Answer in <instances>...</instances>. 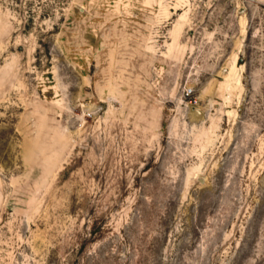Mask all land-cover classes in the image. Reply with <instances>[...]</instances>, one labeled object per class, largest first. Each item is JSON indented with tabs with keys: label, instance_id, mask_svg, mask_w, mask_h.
<instances>
[{
	"label": "rangeland",
	"instance_id": "1",
	"mask_svg": "<svg viewBox=\"0 0 264 264\" xmlns=\"http://www.w3.org/2000/svg\"><path fill=\"white\" fill-rule=\"evenodd\" d=\"M0 264H264V0H0Z\"/></svg>",
	"mask_w": 264,
	"mask_h": 264
},
{
	"label": "built area",
	"instance_id": "2",
	"mask_svg": "<svg viewBox=\"0 0 264 264\" xmlns=\"http://www.w3.org/2000/svg\"><path fill=\"white\" fill-rule=\"evenodd\" d=\"M190 91H192V89H191V88H189V92H190Z\"/></svg>",
	"mask_w": 264,
	"mask_h": 264
}]
</instances>
